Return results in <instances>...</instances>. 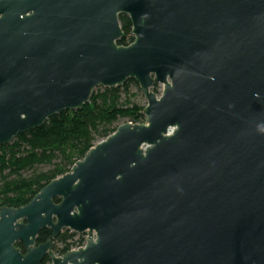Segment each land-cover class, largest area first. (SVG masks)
I'll use <instances>...</instances> for the list:
<instances>
[{"label":"water","instance_id":"water-1","mask_svg":"<svg viewBox=\"0 0 264 264\" xmlns=\"http://www.w3.org/2000/svg\"><path fill=\"white\" fill-rule=\"evenodd\" d=\"M128 79L144 122L1 207L0 264H264V0H0V145Z\"/></svg>","mask_w":264,"mask_h":264},{"label":"trees","instance_id":"trees-1","mask_svg":"<svg viewBox=\"0 0 264 264\" xmlns=\"http://www.w3.org/2000/svg\"><path fill=\"white\" fill-rule=\"evenodd\" d=\"M119 20L123 35L117 43L127 45L133 40L132 24L126 14H120ZM130 84L139 88L134 79L114 87L97 86L82 109L58 112L41 126L19 133L11 142L0 145V208L28 203L49 181L68 172L95 142L113 132L119 120L143 121L145 105L132 99L135 94L129 90ZM157 87L155 83L156 93ZM39 165L49 167L38 171ZM51 234V229H41L36 243L45 242ZM82 242L83 235L65 230L56 237L54 253L63 255ZM49 262L45 258L40 264Z\"/></svg>","mask_w":264,"mask_h":264},{"label":"rangeland","instance_id":"rangeland-1","mask_svg":"<svg viewBox=\"0 0 264 264\" xmlns=\"http://www.w3.org/2000/svg\"><path fill=\"white\" fill-rule=\"evenodd\" d=\"M153 90V87L151 88ZM129 90L134 93L135 95L132 97V99L137 102L138 104H141V105H145L146 104V98L144 97V95L142 94V92L140 91V89L135 85V84H130L129 85ZM157 90L159 93L160 90H161V85L158 84V87H157ZM123 120H119L118 123H122ZM144 122L141 121V123ZM49 166L47 165H39V166H36V170L38 171H44V170H47Z\"/></svg>","mask_w":264,"mask_h":264},{"label":"flooded vegetation","instance_id":"flooded-vegetation-1","mask_svg":"<svg viewBox=\"0 0 264 264\" xmlns=\"http://www.w3.org/2000/svg\"><path fill=\"white\" fill-rule=\"evenodd\" d=\"M54 201L57 202L58 199L55 198ZM46 228H49V227H46ZM49 229H50V228H49ZM64 231H65V230H63L62 232H64ZM62 232H61V233H62ZM59 234H60V233H59ZM59 234H58V235H59ZM58 235H57V236H58ZM57 236L52 237V234H51V236L47 239V240H49V239L51 240V249H52L53 252H54V245L56 244V237H57ZM47 240H46V241H47ZM46 241H45V242H46ZM43 243H44V242H43ZM40 244H41V243H40ZM14 245H15L17 248H19V250H20L22 253H25L26 249H25V247L23 246V244H22L20 241H16V242L14 243ZM35 245H39V244H37L36 241H35ZM45 258H47V257H45ZM45 258H44V259H45Z\"/></svg>","mask_w":264,"mask_h":264},{"label":"built area","instance_id":"built-area-1","mask_svg":"<svg viewBox=\"0 0 264 264\" xmlns=\"http://www.w3.org/2000/svg\"><path fill=\"white\" fill-rule=\"evenodd\" d=\"M129 122H131V121H129ZM69 231H70V230H69ZM70 232H72V231H70ZM77 234H81V235H83V242H82L81 245L76 246V247H73V248H71L70 250H72V249H77V248H79V247H82V246H84L85 243H86V240H87V237H88L87 232H84V233H77ZM54 254H55V253H54ZM56 255H57V256H61V255H59V254H56ZM47 264H52V263H51V261H50V262L47 263Z\"/></svg>","mask_w":264,"mask_h":264},{"label":"clouds","instance_id":"clouds-1","mask_svg":"<svg viewBox=\"0 0 264 264\" xmlns=\"http://www.w3.org/2000/svg\"><path fill=\"white\" fill-rule=\"evenodd\" d=\"M259 130H260L261 132H264V125L260 126V127H259Z\"/></svg>","mask_w":264,"mask_h":264}]
</instances>
